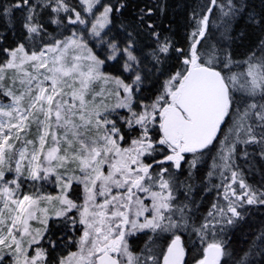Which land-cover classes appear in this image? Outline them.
<instances>
[{
    "label": "snow or ice",
    "instance_id": "6c2138e0",
    "mask_svg": "<svg viewBox=\"0 0 264 264\" xmlns=\"http://www.w3.org/2000/svg\"><path fill=\"white\" fill-rule=\"evenodd\" d=\"M0 264H264V0H0Z\"/></svg>",
    "mask_w": 264,
    "mask_h": 264
}]
</instances>
